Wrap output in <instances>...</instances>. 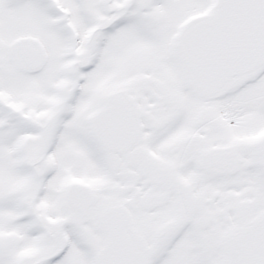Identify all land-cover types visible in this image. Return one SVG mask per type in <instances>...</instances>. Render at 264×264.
Listing matches in <instances>:
<instances>
[{"label": "snow or ice", "instance_id": "obj_1", "mask_svg": "<svg viewBox=\"0 0 264 264\" xmlns=\"http://www.w3.org/2000/svg\"><path fill=\"white\" fill-rule=\"evenodd\" d=\"M0 264H264V0H0Z\"/></svg>", "mask_w": 264, "mask_h": 264}]
</instances>
